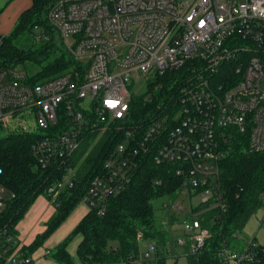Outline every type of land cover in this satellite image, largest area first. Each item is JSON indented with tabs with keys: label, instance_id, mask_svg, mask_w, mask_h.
I'll return each instance as SVG.
<instances>
[{
	"label": "built area",
	"instance_id": "built-area-1",
	"mask_svg": "<svg viewBox=\"0 0 264 264\" xmlns=\"http://www.w3.org/2000/svg\"><path fill=\"white\" fill-rule=\"evenodd\" d=\"M46 18L76 66L36 82H28L23 66L0 68V122L16 120L14 128L38 133L31 143L37 168L60 176L46 189L54 202L74 186L90 150L75 156L88 135L97 133L94 145L130 119L125 140L94 170L81 202L105 213L129 184L140 155L154 152L157 162L178 164L188 196L187 206L167 198L157 222L169 230L171 255L174 244L186 257L197 255L212 238L202 213L215 210L211 223L219 224L228 208L220 163L232 143L264 151V0H55ZM162 75H168V101L134 124L133 99L151 97L148 85ZM28 117L34 125L23 122ZM193 196L200 197L198 206ZM14 197L0 181V220ZM177 223L183 236L174 235ZM136 238L139 255L123 263L154 264L158 239L142 228ZM23 246L18 233L0 224L5 264H34ZM219 252L223 264H264V241L256 235L241 249L223 245Z\"/></svg>",
	"mask_w": 264,
	"mask_h": 264
},
{
	"label": "trees",
	"instance_id": "trees-1",
	"mask_svg": "<svg viewBox=\"0 0 264 264\" xmlns=\"http://www.w3.org/2000/svg\"><path fill=\"white\" fill-rule=\"evenodd\" d=\"M12 0H8L9 3ZM55 0H32V4L20 16L12 34L3 38L0 46V68L23 66L28 73V82H36L56 77L72 66H76L65 49H60L51 41L54 29L48 19H42ZM39 23V24H38ZM38 42V44H37ZM168 75L156 77L148 85L152 96L140 94L132 102L134 124L148 120L149 111L159 109L168 98ZM64 120V117H62ZM126 128L130 119L124 120ZM124 129L112 128L100 134L91 133L86 138L75 159L90 150L80 165L78 176L72 187L65 188L54 200L55 211L48 218L46 228L30 244L24 245V253H33L59 227L89 190L94 170L100 167L108 153L118 142L125 140ZM37 132L14 131L0 136V181L15 193L5 214L0 220L2 226L17 234V225L30 206L40 196L47 194V187L60 176H49L38 169L31 143ZM239 140L234 141L228 154L220 163L221 180L226 190L228 208L223 212L219 224L211 223L214 211L202 213L204 225L210 226L212 238L197 255H190L187 264H223L220 250L223 245L240 249L232 240L245 226L249 218L264 206V151L250 152ZM154 152L140 155L139 165L131 176L129 184L112 197L105 213L88 210L77 223L72 233L60 242L53 252L54 257L64 263L74 264L68 250L72 235L80 233L82 238L77 246L80 264H124L130 256L139 255L137 229L142 228L147 236L158 239L159 250L154 264H167L171 256L169 230L157 222V211L153 199L165 196L175 200L183 189L184 176L177 174L178 164L171 161L157 162ZM220 219V218H219ZM225 242V244H223ZM0 264L5 260L0 258Z\"/></svg>",
	"mask_w": 264,
	"mask_h": 264
},
{
	"label": "rangeland",
	"instance_id": "rangeland-1",
	"mask_svg": "<svg viewBox=\"0 0 264 264\" xmlns=\"http://www.w3.org/2000/svg\"><path fill=\"white\" fill-rule=\"evenodd\" d=\"M7 2L8 0H0V35L5 36L12 34L17 21L22 13L30 7L32 0H12L9 3ZM42 19H46V12L45 18L43 14ZM51 41L54 45L63 49L60 35H52ZM144 89H146V86L142 84L141 90L143 91ZM23 122L27 125H34V121L29 117L23 119ZM17 123L19 124L16 120L10 122L9 124L0 122V136L5 133L14 132L12 131L13 129L21 131L20 129L14 128ZM167 200L168 199L165 196H159L153 199V206L159 215L165 213V210L162 209V203ZM191 200L194 206H198L200 197L193 196ZM175 201L177 203H183L185 206L188 205V196L186 195V191L184 189L181 190ZM86 208V204L83 202L77 204L71 214L62 221L53 234H51L37 250L35 249V251L31 254L28 253L34 258V264H67L57 260L54 257L53 252L55 251L56 246L72 233L73 229L80 220L83 210ZM54 210L55 204L53 200L48 199L45 195H40L34 201L18 226V237L20 239L21 246L29 244L44 231L47 219L49 218L48 215L51 211L53 213ZM183 214L184 213H181L180 216ZM174 228V235L176 237L184 235V228L181 223L175 224ZM238 234L240 235V238H235L232 242L240 249L244 246L245 241L253 235H256V239L258 241H264V209L259 208L255 213H253ZM81 238V234L76 233L72 235L68 243V250L75 263H81L77 253V246ZM146 243L147 242L144 241L143 249L145 248ZM171 249L172 255L169 257L167 264H187V258L184 255V248L182 246L174 244L171 245Z\"/></svg>",
	"mask_w": 264,
	"mask_h": 264
},
{
	"label": "crops",
	"instance_id": "crops-1",
	"mask_svg": "<svg viewBox=\"0 0 264 264\" xmlns=\"http://www.w3.org/2000/svg\"><path fill=\"white\" fill-rule=\"evenodd\" d=\"M55 211V210H54ZM88 211V208H86V209H84L83 210V213H82V215H81V217H80V219L83 217V215L86 213ZM28 212V211H27ZM53 213H52V211L50 212V214L48 215V217H50L51 215H52ZM47 217V218H48ZM23 219H21V221H22ZM48 220V219H47ZM21 221L18 223V225H17V230H18V226H19V224L21 223ZM80 221V220H79ZM31 243V242H30ZM29 243V244H30ZM28 245V244H27Z\"/></svg>",
	"mask_w": 264,
	"mask_h": 264
}]
</instances>
